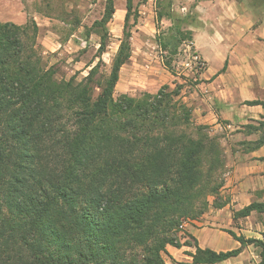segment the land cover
<instances>
[{"label":"trees","instance_id":"16d2710c","mask_svg":"<svg viewBox=\"0 0 264 264\" xmlns=\"http://www.w3.org/2000/svg\"><path fill=\"white\" fill-rule=\"evenodd\" d=\"M171 5L159 3L156 21L174 24L156 43L174 75L172 58L192 36ZM131 12L126 0L123 39L109 73L98 78L96 64L82 82L58 80L55 69L44 67L34 21L0 23V264H166V246H179L172 233L180 220L204 214L208 195L218 200L226 157L209 127L196 125L179 100L181 85L114 97L130 59ZM113 14V0H106L93 24L102 30L99 54ZM243 128L245 136H258L238 143L243 152L264 145V121ZM252 212L264 213V200L234 217ZM228 233L240 248L196 247L190 264L234 258L247 244L261 247L264 264V241Z\"/></svg>","mask_w":264,"mask_h":264},{"label":"crops","instance_id":"0c3cea01","mask_svg":"<svg viewBox=\"0 0 264 264\" xmlns=\"http://www.w3.org/2000/svg\"><path fill=\"white\" fill-rule=\"evenodd\" d=\"M174 12L190 15L193 50L205 68L198 91L182 100L192 110L195 124L213 131L231 132L233 149L226 150V173L209 210L198 222L185 225L179 246H166V264H190L196 247L216 253L241 247L229 233L244 239L264 241V213L235 218L236 212L264 200V145L245 153L238 143L254 140L241 130L264 121V0H172ZM17 17L0 20L22 24V4ZM201 95L199 96V94ZM257 102L259 104L249 105ZM220 206H215L213 202ZM261 247L247 244L239 255L216 264H259Z\"/></svg>","mask_w":264,"mask_h":264},{"label":"rangeland","instance_id":"374dc122","mask_svg":"<svg viewBox=\"0 0 264 264\" xmlns=\"http://www.w3.org/2000/svg\"><path fill=\"white\" fill-rule=\"evenodd\" d=\"M17 3L22 4L20 17L25 18V22L16 25L35 22L38 27L37 48L43 65L55 69L58 80L68 81L74 77L76 82H82L96 64H99L98 78L109 73L123 39L126 0H113L114 14L105 25L108 42L104 52L100 54L102 30L93 28V24L102 18L106 0H0V20L17 17ZM159 3L165 5L166 0H132L131 17L126 29L130 33V59L119 71L114 97L126 94L139 98L144 93L155 94L164 85L174 89L178 84L182 87L179 100L184 104L182 97L199 89L196 85L205 65L201 60L203 65L199 67L193 60V56H200L193 50L192 41L184 40L176 56L172 58L174 75L163 65V57L168 54L156 43V37L168 35V30L174 23L165 18L156 21L161 8ZM171 11L178 17L186 18L188 22L193 20L187 13L183 15V12H174L172 5ZM186 24L183 26L185 30ZM240 132L244 134L247 129L243 128ZM230 133L209 128V135L218 139L224 154L229 145L235 149L234 145L237 143L230 138ZM251 137L256 139L258 136L252 134ZM225 173L222 174L223 179ZM212 197L208 195L206 198L209 206ZM208 210L209 207L205 213ZM202 215L180 220L178 228L172 233L176 243L179 242L178 238L185 225L192 221L198 222Z\"/></svg>","mask_w":264,"mask_h":264},{"label":"built area","instance_id":"2783aa9c","mask_svg":"<svg viewBox=\"0 0 264 264\" xmlns=\"http://www.w3.org/2000/svg\"><path fill=\"white\" fill-rule=\"evenodd\" d=\"M193 60L196 62L197 66L201 67V65H203V63H201V59L197 55L193 56Z\"/></svg>","mask_w":264,"mask_h":264}]
</instances>
